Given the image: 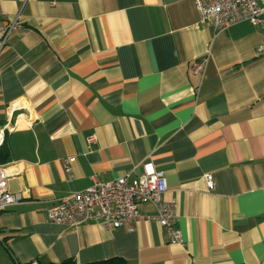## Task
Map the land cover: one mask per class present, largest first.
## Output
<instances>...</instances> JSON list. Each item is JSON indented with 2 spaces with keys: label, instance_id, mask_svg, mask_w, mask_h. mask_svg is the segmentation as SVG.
Wrapping results in <instances>:
<instances>
[{
  "label": "crops",
  "instance_id": "0c3cea01",
  "mask_svg": "<svg viewBox=\"0 0 264 264\" xmlns=\"http://www.w3.org/2000/svg\"><path fill=\"white\" fill-rule=\"evenodd\" d=\"M0 4L17 20L0 45V132L12 129L0 161L18 171L9 191L24 196L0 212V264H264L259 27L217 33L195 0ZM146 162L166 175L181 245L151 202L132 232L49 220L63 198L95 179L134 178Z\"/></svg>",
  "mask_w": 264,
  "mask_h": 264
},
{
  "label": "built area",
  "instance_id": "2783aa9c",
  "mask_svg": "<svg viewBox=\"0 0 264 264\" xmlns=\"http://www.w3.org/2000/svg\"><path fill=\"white\" fill-rule=\"evenodd\" d=\"M197 10L202 22L213 26L217 33L242 23L250 22L261 29L264 39V0H195ZM0 4V45L5 46L14 30L17 20L4 18ZM264 53V42L259 48ZM204 62L193 66V72H203ZM19 103L12 105L8 111L12 120L15 109ZM10 124L0 132V142H4L6 130ZM95 137L88 139V144L93 143ZM142 173L134 174V178L124 176L119 179L94 183L87 190L74 192L63 198L49 212V220L54 224L65 225L71 229H79L89 224H99L104 227L121 229L125 232L135 230L136 224L142 218L139 204L151 202L157 208L156 220L167 233L172 245L183 243L182 232L178 227L177 205L164 200L168 191V184L164 172L155 171L152 163L146 162L142 166ZM18 177V171H9L8 165L0 161V212L19 204L24 196L21 193H11L8 182L10 178ZM206 184L213 188V176H206Z\"/></svg>",
  "mask_w": 264,
  "mask_h": 264
},
{
  "label": "trees",
  "instance_id": "16d2710c",
  "mask_svg": "<svg viewBox=\"0 0 264 264\" xmlns=\"http://www.w3.org/2000/svg\"><path fill=\"white\" fill-rule=\"evenodd\" d=\"M8 148L7 146L4 144L2 146H0V159L2 162H6L8 159Z\"/></svg>",
  "mask_w": 264,
  "mask_h": 264
}]
</instances>
